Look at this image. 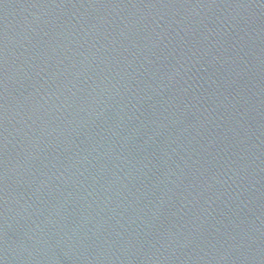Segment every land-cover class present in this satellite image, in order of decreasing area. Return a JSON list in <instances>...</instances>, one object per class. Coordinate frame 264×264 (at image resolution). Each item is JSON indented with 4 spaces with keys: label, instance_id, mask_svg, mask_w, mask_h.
<instances>
[{
    "label": "water",
    "instance_id": "obj_1",
    "mask_svg": "<svg viewBox=\"0 0 264 264\" xmlns=\"http://www.w3.org/2000/svg\"><path fill=\"white\" fill-rule=\"evenodd\" d=\"M0 264H264V0H0Z\"/></svg>",
    "mask_w": 264,
    "mask_h": 264
}]
</instances>
